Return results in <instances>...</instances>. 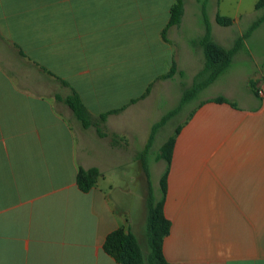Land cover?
<instances>
[{
    "label": "crops",
    "instance_id": "obj_1",
    "mask_svg": "<svg viewBox=\"0 0 264 264\" xmlns=\"http://www.w3.org/2000/svg\"><path fill=\"white\" fill-rule=\"evenodd\" d=\"M175 2L0 0V264H118L103 250L118 228L143 249L146 232L124 204L132 191L115 182L119 169L142 166L138 154L84 129L58 98L76 92L94 122L121 110L105 124L130 123L145 149L158 120L136 111L174 63L185 72L177 57L196 47L178 32L185 16L163 37ZM245 88L242 102L221 85L176 138L164 205L170 264H264V82L261 94ZM217 96L237 106L207 102ZM117 153H129L125 165L103 168ZM94 167L102 177L85 193L78 171Z\"/></svg>",
    "mask_w": 264,
    "mask_h": 264
},
{
    "label": "rangeland",
    "instance_id": "obj_2",
    "mask_svg": "<svg viewBox=\"0 0 264 264\" xmlns=\"http://www.w3.org/2000/svg\"><path fill=\"white\" fill-rule=\"evenodd\" d=\"M168 0H165L167 3ZM259 0H188L186 6L185 24L178 32L180 36L187 40H198L204 35L205 29L203 24V14L206 13L211 23L213 40L225 48H230L234 45L235 40L243 35L252 24L259 19L261 12L256 10V4ZM217 14L233 19L234 24L230 27H221L216 23ZM183 16V18H184ZM195 55L192 56L194 51H188L185 47V56L177 53V58L180 59V67L185 70V78L180 77L178 74L173 79H168L156 88V91L151 94L149 101L146 103L144 109H137L136 115L141 113L149 114L147 123H152L160 120L163 115H166L176 107H178L183 91L188 86L192 85L193 78L201 71L204 66V57L201 47L194 44ZM255 83V91L261 94L259 89L261 83L264 82V23L257 28L252 36L245 41L244 47L235 56L234 62L230 70L223 78L214 86L205 90L197 101L186 105L178 114H176L170 121L158 130L154 143L152 145L150 154H148V163L151 170V183L154 188L155 194L158 196L160 190V178L166 168L164 162H157L156 155L161 146L174 135L176 128L182 127L188 120L197 106L206 98L213 96L218 92L220 86L227 84L231 88L239 100L245 101L247 90L245 87L250 88V82ZM251 89V88H250ZM251 91V90H250ZM252 93V91H251ZM253 94V93H252ZM143 115V114H142ZM119 123L114 126L102 125L100 132L111 142L118 144V147L130 146L132 153L136 152L139 159L144 148L135 145V140L132 134L128 131L131 127L130 123H125L123 119L118 120ZM148 123V124H149ZM98 134V133H97ZM99 135V134H98ZM94 143H100L98 140H93ZM139 143V142H138ZM101 144L98 145L100 150ZM129 153L124 155L117 153L115 156L110 155L109 159H105L102 167L107 169L114 165L124 163L128 160ZM125 161V162H124ZM118 170V169H117ZM144 175L141 164L129 165L117 171V179L115 182L123 184L126 189H130L132 194L126 196L125 205L132 210V216L135 221L137 220L138 228L146 232L147 221L142 220V226H139V219L141 209H146L145 201H141L142 197L146 196L145 186L142 185V178ZM144 215L145 212L143 211ZM146 216V215H145ZM143 218V217H142ZM143 241V249L147 252L148 246L146 235L141 237Z\"/></svg>",
    "mask_w": 264,
    "mask_h": 264
},
{
    "label": "trees",
    "instance_id": "obj_3",
    "mask_svg": "<svg viewBox=\"0 0 264 264\" xmlns=\"http://www.w3.org/2000/svg\"><path fill=\"white\" fill-rule=\"evenodd\" d=\"M185 3L186 0H176L175 4L171 8L170 21L163 34L165 40L168 29L181 24L185 13ZM255 8L257 11L261 12V16L252 24L248 31L235 40L234 45L230 48L220 46L213 40L211 23L207 14H203L205 32L202 37L194 42V44H198L203 51L205 59L204 67L193 78L192 85L184 89L178 107L166 115H163L161 119L153 125L148 143L139 157V161H141L148 179V195L146 199V237L149 252L145 255L137 237L131 230L118 228L106 237L103 244V250L105 253L113 258L118 264H170L164 256L163 246L165 239L171 232L172 224L165 216L164 205L166 200L167 178L170 164L176 138L181 131V127L176 128L174 135L168 138L156 155V161L164 162L166 165V168L160 178V190L158 196L155 194L151 183V172L147 157L148 154H150L158 130L164 127V125H166V123L178 114L186 105L191 104L193 101H197L205 90L211 87L220 77L224 76L230 70L235 56L244 47L245 41L248 40L252 36L253 32L264 23V0H259ZM216 23L221 27H230L234 24V21L229 17L217 14ZM177 74L182 78H185L186 76V73L177 69V65L174 63L170 71L163 75L161 79H173ZM250 88L254 95L258 94L255 91V83L253 81L250 82ZM149 92L150 89L147 91L146 95L149 94ZM146 95L142 98H145ZM58 99L64 102L71 109L74 116L78 121H80L84 129L96 127V131L100 137H104L100 132V129L101 126L106 123L108 117L121 112V110H115L102 114L99 116L98 121L94 122L76 92H73L72 95L66 99ZM207 102L229 104L232 107L237 106L235 103L230 102L223 96H217L213 99L207 100ZM204 103L205 102H201L199 106ZM101 177L102 172L98 168L94 167L88 170L80 168L77 175V185L81 191L87 193L96 186Z\"/></svg>",
    "mask_w": 264,
    "mask_h": 264
}]
</instances>
